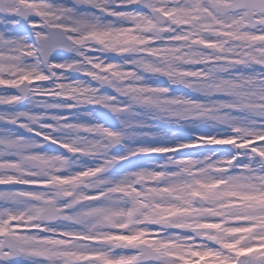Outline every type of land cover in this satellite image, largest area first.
Listing matches in <instances>:
<instances>
[{"label": "snow or ice", "instance_id": "snow-or-ice-1", "mask_svg": "<svg viewBox=\"0 0 264 264\" xmlns=\"http://www.w3.org/2000/svg\"><path fill=\"white\" fill-rule=\"evenodd\" d=\"M0 264H264V0H0Z\"/></svg>", "mask_w": 264, "mask_h": 264}]
</instances>
